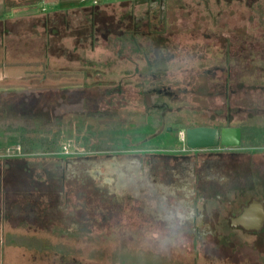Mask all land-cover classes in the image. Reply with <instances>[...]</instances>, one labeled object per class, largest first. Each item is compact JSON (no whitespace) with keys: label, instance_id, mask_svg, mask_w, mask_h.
<instances>
[{"label":"rangeland","instance_id":"1","mask_svg":"<svg viewBox=\"0 0 264 264\" xmlns=\"http://www.w3.org/2000/svg\"><path fill=\"white\" fill-rule=\"evenodd\" d=\"M83 1L85 5H92V0ZM94 1L96 2L95 7L91 11L99 13L98 21L101 25L98 27L95 25L93 31L98 30L103 36L116 27L114 24L110 26L103 24L104 21L112 23L111 17H108L106 12L111 10V16L121 18L128 8L126 4L133 2V0H119L118 8L115 6L112 8L113 4L110 2L115 0ZM199 1H166L169 6L166 11L169 20L166 30L162 32L164 36L156 37L153 29V36L147 38V47H143V54L150 65L157 67L149 71L156 72V74L142 73L130 76L129 71L126 74H120V71L129 69L126 65L121 69H109L111 65L104 68L103 62L107 56V49H105L102 50V55L100 54L103 58L100 65L97 61H92L90 64L84 61V64L80 66L82 78L80 82L77 79L72 86L82 85L84 89L75 92V96L72 91H60V96L54 102L52 101L51 107L47 108V114H45L46 111L39 109H34L28 114L30 117L44 118L52 114L59 117V122H56L52 130L60 129L63 134L62 145L58 151L61 155H43L37 151L33 155L24 156L18 150V144H13L14 137L12 136L14 135L6 134V138L0 136V264H53V259H59L58 254H61L62 259L71 256L79 262L84 259L86 262L95 260L96 264H264V241L260 237L256 240L258 233L249 232L248 234L251 239H254L252 241L256 246L254 247L256 249L250 252L247 243L243 246L241 236L236 237V234L229 229L227 221L224 220L205 219L212 229L215 228V233L213 236L211 234V237L207 234H200L196 239L193 229H185V226L168 229L165 223L152 221L147 214H112V216L111 214H97L93 217V214L84 208V214H89L92 218L84 217L82 220L78 219L75 214L74 217L69 218L62 212L63 201H60L58 206L52 203L58 193L61 194L63 173L68 183L71 182L68 180L74 181L78 178V175H72L71 170L75 168L74 165L73 168L69 167L67 170L62 164L63 161H58L59 156L65 154V150L73 154L90 155V152L99 148L97 143L102 146V149L115 150L132 148L138 143L139 149H148L149 153L152 152L158 157H169L172 152L188 149L183 138L185 128L202 124L220 127L227 123L231 126L243 127L242 144L233 149L218 146L193 150L205 154L203 155L205 159L196 163L197 171H207L206 176L201 177L199 185L209 194L218 195L219 190L222 193L226 192L227 200L235 199L239 190L245 187L252 189H246V198L248 196H256L259 199L264 197V92L249 91L245 94L243 93L245 91L240 88L237 94L231 93L229 99L232 114L230 119L225 118L229 108L225 105V93L219 89V83L223 82L224 76L213 69L209 75L204 73L203 70H206L208 66L206 56L213 55V52L210 53L211 48L206 46L207 54L201 55L205 49L202 50L203 38L200 37L201 34H220L221 37L222 34H234L235 31L244 34H264V29L258 27V24L264 20V5L260 7L263 10L260 15L259 6L253 9L247 6L250 0H247V4L236 1L228 3V0L227 2L222 0L218 7L212 4L213 1H208V8L214 15H217L218 24L221 27L227 26L226 31L221 33L222 28L221 31L208 29L207 25L212 23V18ZM259 2L260 0L257 1ZM107 4L109 5V8H106L108 11L104 12L102 9L105 8L100 6H108ZM96 5L99 6L96 7ZM178 5H183L182 9ZM177 6L179 10L176 9ZM217 10L220 11L217 12ZM86 12L84 10V14ZM155 15L156 8L151 4L146 14L147 20L142 18V22L141 19L132 20L125 17L123 21L126 23L132 21L131 27L139 22V25L144 27L141 31H150L147 25L159 26L161 24L158 17L151 20V17ZM74 18V30L62 33L61 40L74 36L85 38L83 33L88 27L79 24L82 12L77 13ZM96 20L95 17L94 22ZM62 30L63 28L60 32ZM213 30L215 31L212 32ZM190 34L195 35L197 42L200 41L198 46L193 45L194 41ZM212 40L218 42L217 38L212 37ZM50 42L53 43V40L51 39ZM87 42L88 40L85 39L82 50L84 56H87L86 51L89 52L91 46H94L95 51L99 50L98 46L87 44ZM19 45L8 43L6 38L0 49V67L1 69L3 67V71L8 70L7 72L0 70V135L2 132H12L18 129L17 124L13 125L5 121V112L2 107L6 109L8 115L11 111L10 106L14 104L13 107H16V101L21 95L11 90H16L17 86L21 87L23 82L18 80L20 85L16 86L10 82L15 81V78L29 77L27 73L17 75L10 70V67L26 71L25 67L28 63L38 60L25 58L38 56V54L21 51ZM26 45L31 46L32 44L26 43ZM65 49L67 52L71 51L68 46ZM64 55L69 58L71 54L64 53ZM84 56L82 60H85ZM69 60L77 61L78 59ZM66 66L67 72L75 70L70 62ZM41 74L35 75L36 79L32 82L37 83L36 81L42 77ZM246 74L247 72L242 71L237 76L231 75L230 78L238 77L239 79L243 76L246 78ZM47 77L50 81H40L37 83L38 86L53 87L58 83H64L63 79H65V76L61 77L59 73H52ZM18 81L16 80L15 83ZM25 82H29V79ZM230 82L232 83L230 86H234L238 81L236 78ZM245 83L264 86V79L261 76L255 77L245 80ZM109 88L110 95L107 94ZM117 88L121 93H118ZM244 90H246L245 87ZM64 95L68 100L73 97L71 99H74L73 104L64 101ZM240 99L246 100L250 109L240 108L242 105ZM41 100L48 99L41 98ZM49 102L46 104L50 106ZM106 104H114L117 107L110 109L108 115L97 114L96 110L102 112ZM247 104L244 103L243 106ZM54 106L57 107L53 108ZM69 106L77 111L68 110ZM23 108L30 109L29 106ZM103 117H105L103 123L97 124V121H101ZM16 121H18L17 118ZM162 128L166 131L161 130ZM65 146L66 149H64ZM219 150H222L221 155L215 154ZM163 160L165 159H160L159 162ZM164 162L170 163L167 160ZM185 165V163H180L179 166L171 163L166 172L169 173L172 167L177 170L180 177H183L186 175L184 168L186 169L187 165ZM65 170L70 171L68 175ZM78 174L84 175V178L90 177L86 167L83 168L81 174L80 171ZM161 175H164L163 172ZM211 181L214 184H211ZM68 183H66V189L69 187ZM89 184L90 182L84 188L87 196L93 193ZM203 194L204 192H201L200 197L204 196ZM74 197L73 193H69L71 201L75 199ZM44 199H47L48 203H41ZM50 211L52 214H49ZM78 222L83 223V231L80 230L78 238L69 237L71 232L80 226ZM58 226L65 228V231H61L62 236L58 235L60 234ZM220 228L222 230H219ZM234 229L242 232L240 228ZM262 231L259 236L264 238V230ZM92 234L95 237H90ZM98 242L100 245H97ZM92 247L96 248L91 252L93 260L88 259L86 253Z\"/></svg>","mask_w":264,"mask_h":264},{"label":"flooded vegetation","instance_id":"2","mask_svg":"<svg viewBox=\"0 0 264 264\" xmlns=\"http://www.w3.org/2000/svg\"><path fill=\"white\" fill-rule=\"evenodd\" d=\"M153 1H155L153 4L156 8V15L154 18L158 17L161 24L159 26L147 25L150 31H141V28L144 29V27L139 25V22H136L135 25L133 24V29H138L136 32H140L141 36L148 35L150 32L152 33L154 29L156 37L162 38L164 36L162 32L166 30L169 20L166 14L169 6L166 2L167 0ZM208 1H213L212 4L218 7L222 0H200L199 3L202 4L203 9L212 18V23H208L207 25L208 29L210 31L212 29L221 31L222 28L221 33H223L226 31L227 26L221 27L218 24V20H216L217 15H214L208 8ZM224 1L227 2L226 0ZM228 1V3L236 1L238 3L247 4V0ZM256 1L257 0H250L247 6L252 8L251 6H253ZM178 6L182 9L181 7L183 5ZM178 6L176 8L177 10H179ZM176 9L174 11H176ZM219 11L220 10H217V12ZM145 18L147 20L146 16ZM141 20L143 22L142 18ZM173 24L176 25L174 22ZM258 27L264 29V20L262 23L258 24ZM233 33L234 34H222L221 37L220 34L200 35V37L203 38L202 50L205 49L201 52V55L204 53L207 54L206 46L211 48L210 53L213 52V55L206 56V60L208 59V66L206 70L204 69L203 71L206 75H209L211 74L210 71L213 69L224 76L223 82L219 83V89L223 90L224 93L227 90H238V82H236L234 86H230L232 84L230 81L234 80V78H230L231 75L240 74L244 70H254L264 74V34H244L242 32L238 33V31ZM190 37L194 41L193 45L198 46L200 41L197 42L195 40V35L190 34ZM212 37L217 38L218 42L215 40L213 41ZM206 39L208 41H206ZM192 60H195V58H192ZM224 99L225 105H227L226 107H231L230 99L226 97V94ZM230 112V110L227 111L226 115H229ZM225 118H227V116ZM225 126L231 125L227 123ZM240 127L242 130L243 127ZM242 136L241 140L244 139V135ZM221 153L222 150L215 152V154L219 155H221ZM203 155L205 154L187 149L179 152H172V156L169 155V157H158L152 152L149 153L148 149L127 148L125 150H97L92 153L90 152V155L81 154L74 158H64L62 162L64 168L68 170L69 167L74 165L75 168L71 170L73 172L72 175H78V178L74 179V181L72 179L68 180L71 181L68 183L65 173H63L61 185V192L64 194L62 212L67 214L69 218L74 217L75 214L78 219L82 220L84 219L83 215H85L84 208H86L88 212H91L93 217L97 214H111L110 216H112V214H147L150 220L163 222L168 229H178L183 226L188 230L193 229L196 239L199 238L200 234L205 235L206 232H212V228L208 226L205 219L209 218L215 220V218L212 217H217L218 220L216 221H227L231 230L240 228L242 232L236 231L235 229L233 230L234 234H236V237L240 235L242 245L247 243L250 249H246L250 252L253 251L256 249L254 248L256 246L253 243L254 239H251L248 235L249 232H257L258 237L256 240L260 237L261 240L264 241L263 236H259L261 231L264 230V197L262 199L256 196H248L246 198L247 190L250 188L245 187L239 190L240 192H238L236 198L233 200H225L223 198L224 202L220 204H208L206 202L202 205L199 184L201 177L203 175L206 176L205 174L207 171H197L196 163L205 159ZM160 159H165L170 163L164 162L165 160L159 162ZM171 163L178 166L180 163H185L187 165H185L186 169L184 168L186 175L180 177L177 170L172 167H170L169 173L166 172L168 170V165ZM85 167L87 174L90 176L89 178H87V176L84 178V175L78 174L79 171L81 174ZM67 170H65V172L68 175L70 171ZM162 172L164 174L163 176L161 175ZM88 182H90L89 185L93 193L91 192L87 196L84 188ZM66 183H68L69 186L67 189L64 188L67 186ZM78 191L79 193H76ZM220 192L221 194L224 193L227 197L225 192L222 193V191L219 190L218 194H220ZM69 193L75 195L74 200L71 201ZM247 214H263L260 225L254 227L256 223L254 225H248L240 220L242 216ZM217 225H219V223H217ZM80 230L83 231V228L79 226L77 230L71 232L72 234H70L69 237L78 238L79 236L77 233Z\"/></svg>","mask_w":264,"mask_h":264},{"label":"crops","instance_id":"3","mask_svg":"<svg viewBox=\"0 0 264 264\" xmlns=\"http://www.w3.org/2000/svg\"><path fill=\"white\" fill-rule=\"evenodd\" d=\"M118 1L119 0L110 2V4H113L112 8H114V6L115 8H118L119 6ZM152 1L153 0H149V2H145L144 0H133L132 3L129 2L128 4H126L128 7L126 9V13L123 14L121 18L116 16H111L110 15V13L112 12L111 10L109 12H106L108 11L106 8H109L108 5L109 2H108L107 4L108 6H100V7L105 8L102 10L106 12L108 14V17L112 18L113 23L117 25L113 34H110L109 31L103 36L102 33L98 32L97 30L96 32L93 31L91 35L90 33L86 34L85 38H82L81 36L78 37L74 36V37H66L65 39L61 40L60 36L62 33L74 30L73 28V23L75 19L74 17H76L77 13L82 12V18L79 24L89 26L88 23L89 17L86 18V13L89 14V10L91 11V9L95 7L96 2L94 3V0H92V5H85L83 0H0V49H2L3 43L4 41H6L7 38L8 43L20 44L19 47L21 51H29V53L38 54V56L25 57L28 60L38 59L37 61L28 63V66L25 67L27 68L26 71L21 69L18 70L17 67L15 69L13 67H10V70H13L15 73H17V75L20 74L22 75L25 73L29 75V77L27 76L26 79L15 78V81L20 80L21 82H23V84L21 85V87L17 86L16 90L12 89L11 92L14 91L18 93L24 90L26 91L39 90L45 92L50 90L52 91L82 90L84 89L82 85L72 86V84L77 79L80 82V78H82L81 75L82 69L80 68V66L84 64V61L85 62L87 61V64L88 63L90 64L92 61L94 62L97 61L98 64L101 63V61H103V58L100 57V54L102 55L103 52L102 50L105 49H107L106 52L107 56H105V61L103 62L104 68H106L108 65H111L108 67L109 69H118V68L121 69V67H125L126 65L127 68L133 70L132 71H130L129 69H127L126 71L122 70L120 71V74H126L128 71H129L128 74H130V76L131 74L141 75L142 73L156 74V72L149 70L157 69V67L151 66L149 61L146 59V57L143 54V47H147L146 45L148 44L147 38L152 37L153 33H150L151 35L148 34L145 36H141V34L139 35V32L136 33V30L133 29L134 28L133 25L131 27L132 21H130L129 23L123 21L125 17L126 18L128 17L132 20L137 19L136 17L145 18L148 9L150 8L151 4L154 3ZM257 1L251 7L253 9L254 7L259 6L258 11L262 15L263 10L260 7L261 5H264V0H260L259 3H257ZM99 5H96V7H98ZM84 10L88 12L84 14ZM97 15L98 16H96L97 20L95 21V24L98 27L101 25V23L100 21H98L100 16L98 12ZM154 19H155L154 17H151V20ZM103 24L108 25V22L104 21ZM61 28H63V30L60 32ZM116 31L119 34L117 33L115 34ZM51 39L53 40V43L50 42ZM85 39L88 40L87 44L88 43L91 45L95 44L96 46H98L99 50L95 51L93 48L94 46H91L90 48L91 50L89 52L86 51L87 56H84L85 54L82 53V50ZM26 43L28 44L31 43L32 45L28 46L26 45ZM134 43H138V48L136 47L134 48ZM35 44H37L38 46L36 47ZM67 46L71 49V51L69 52L66 51L65 48H67ZM64 53H67L69 55L71 54L72 56L70 55L69 58H67V56L64 55ZM82 56H84L85 60L84 59L82 60ZM75 58H77L78 60L77 61L69 60ZM143 58H145V60H143ZM69 62L70 64L74 65L73 69L75 70L67 72L66 65ZM143 68L145 69L143 70ZM0 70L1 72L8 71V70L3 71V67L2 69L0 67ZM141 70H143V72H141ZM52 73H59L61 77L65 76V79H63L64 83H58V85L53 87H43L42 85L38 86L37 83H39L40 81L43 82L50 81L47 75H50ZM37 74L42 75L41 79H39V81H36L37 83L32 82L33 79H36L34 78V76ZM27 79H29V82L24 83V81ZM67 80L69 82H67ZM15 81H11L10 83L14 84L15 86L20 85L19 81L16 83ZM42 98L46 99L44 96H42ZM64 101L68 102V98L66 95H64ZM66 104L67 103H65V105ZM68 110L77 111L76 109L71 108V106H69ZM58 161H63V159L60 158ZM211 184H214V182L211 181ZM64 188L66 189V187ZM199 191L200 193L204 192L203 194L204 196L201 197L202 205H204L206 202L208 204L209 203L220 204L224 202L223 198L226 200V196L224 195V193L221 195L220 194L213 195V193L209 194L205 192V189L202 186H199ZM61 194L64 196L63 192H61ZM61 194L58 193L57 198L55 197L56 199L53 200L52 203L54 204V206L55 205L58 206L59 202L64 200V197ZM44 202L48 203L47 199L41 201V203ZM49 214H52L51 211ZM212 218L218 220L217 217H212ZM57 229L61 230L62 232L65 231V228H62L61 226H58ZM230 230H228V232ZM233 230L232 233L234 234ZM213 233H215V228L212 229L211 233L206 232L208 237H211V234L213 236Z\"/></svg>","mask_w":264,"mask_h":264},{"label":"trees","instance_id":"4","mask_svg":"<svg viewBox=\"0 0 264 264\" xmlns=\"http://www.w3.org/2000/svg\"><path fill=\"white\" fill-rule=\"evenodd\" d=\"M144 1L145 2H149V0H147V1L144 0ZM96 16H98V15H97V12H95L94 10H92V11L89 10V14L86 13V18L89 17V20H88L89 26H87L88 28H85L83 36L86 35V34H89V33L91 35L93 33V29H94V27L96 25L95 22H94V19H95ZM93 17H94V19H93ZM138 19L140 20L141 18H137V20ZM111 22L112 23L108 22L109 26L111 24H114L113 20H111ZM114 31H115V29L113 31H110V34H113ZM136 31H138V29ZM116 33H117V31L115 32V34ZM117 34H119V33H117ZM139 34H140V32H139ZM135 47L138 48V43H134V48ZM243 72H247L246 78H244V76L239 78V79H238V77H234V79L237 78V80H238V85H237L238 90H227V91H225V94H226L227 98H229V95L231 93L232 94H237L238 93L237 91H239L240 88L243 91H245V92H243L245 94H248L249 91L264 92V86H262V85L258 86V84H254V83H250V84L245 83V80H248V79L251 80L252 78H255V77L258 78V77L261 76L264 79V74H261V72H257V71H254V70H251V71L244 70ZM257 74H259V76H257ZM234 76H237V75H234ZM244 87L246 88V90H244ZM107 90H109V91H107V92H109L107 94L110 95L111 94L110 88L107 89ZM116 90L118 91V93L119 92L121 93V91H119L118 89H116ZM72 92H73V95L75 96L76 95L75 92H77V91H72ZM18 93L21 95V97L18 100L19 102L16 101L17 105H15L16 106L15 108L13 107L14 104L10 106V110L11 111L9 112V115L7 114L8 112L6 111V109L2 107L3 112H5L4 113L5 114L4 117H6L5 121L10 122L13 125L17 124L16 128H18V129L17 130H12V132L11 131L2 132L0 136H3L4 138H6L5 137L6 134L7 135H11V136L14 135V136H12V137H14L13 144L17 143L20 146V152L24 156L33 155V153L37 152V151L42 153L43 155H47V154L48 155H54V154L55 155L56 154L57 155H61L58 151H59V149H60V147L62 145L63 134L61 133L60 129L56 130V131L52 130L55 127L56 122L59 120V117L56 114H54V115L52 114V116H50V117L48 116L49 118L47 116H44V118L28 116V114L31 113L34 109H37V110L39 109L41 111H46L45 114H47V112H48L47 108L51 107V105H53L54 100L58 96H60V91L59 90H57V91L50 90V91H46L45 92V91H39V90H30V91L24 90V91L18 92ZM42 96H44L48 100L42 101L41 100ZM72 98L73 97L69 98L70 100H68V103L70 102L71 104H73L72 102H74V99L71 100ZM49 101H51V102H49ZM46 102H49L50 106L47 105ZM240 102L242 104L240 106V108L243 107L242 109H250V106H249V104H247L246 100H241L240 99ZM244 103H246L247 105L243 106ZM41 104H43V105H41ZM59 104H61V102ZM24 106H29L30 109L23 108ZM57 106L59 107V105H57ZM57 106H54L53 108H56ZM20 107H21V109H20ZM114 107H117V106L114 105V104L113 105H107L106 104V107L103 109L102 112H98V110H96L97 111L96 113L100 114V115H104V114L108 115V114H110V109H113ZM228 108H229L228 111L229 110L231 111V107H228ZM253 109H256V108L253 107ZM231 114H232V112H230V114L227 115L228 119L231 118ZM100 117H102V116H100ZM100 117H97V118H100ZM16 118H17L18 121H16ZM104 119H105V117H103V119H101V121H97V124L100 125V123ZM191 126H195V125H191ZM161 130L166 131L165 128H162ZM6 132H8V133H6ZM40 133H43V134H40ZM46 133H48V134L46 135ZM98 138H99V136L96 138V140H98ZM93 141H95V140H93ZM96 145L99 146V148L94 149L95 151L104 150V149H111V148H103L102 149V146L99 145L98 143ZM135 145H137V146H133L132 148H136V147L139 148L138 147L139 146L138 143L135 144ZM130 146H132V144ZM93 147H95V145ZM155 153H157V152H155ZM158 154L162 155L160 153H158ZM62 155L63 156H59V159L60 158H62V159H64V158H74V157L80 156L81 154L69 153V154H62ZM171 156H172V154H171ZM84 217L92 218V216L89 215V214L88 215H83V218ZM79 225H80L81 228L83 227V224L81 222H79ZM220 230H222V229H220ZM59 231H60V234H58V235L59 236L63 235L61 230H59ZM79 232L80 231H78V233ZM108 234H110V233H108ZM115 235H116V237H118L117 234H115ZM90 237H95V235L92 234ZM98 240H99V238H98ZM97 245H100L99 242L97 243ZM95 249L96 248L92 247L89 251L86 252L88 254V259L93 260L92 257H91V252L93 250H95ZM57 258H59V259L58 260H55V259L52 260L53 264H68V263H71V264H96L95 260H93L94 262L93 261L86 262V261H84L85 259L84 260L82 259L83 261L79 262L77 259L72 258L71 256H70V258L67 256L66 258L62 259L61 254H58Z\"/></svg>","mask_w":264,"mask_h":264},{"label":"water","instance_id":"5","mask_svg":"<svg viewBox=\"0 0 264 264\" xmlns=\"http://www.w3.org/2000/svg\"><path fill=\"white\" fill-rule=\"evenodd\" d=\"M242 130L240 126H222L220 128L198 125L185 128L184 142L190 150L222 147L238 148L241 145ZM263 214L257 217L261 221Z\"/></svg>","mask_w":264,"mask_h":264},{"label":"bare ground","instance_id":"6","mask_svg":"<svg viewBox=\"0 0 264 264\" xmlns=\"http://www.w3.org/2000/svg\"><path fill=\"white\" fill-rule=\"evenodd\" d=\"M260 214H247L245 216H242L240 218V220H242L245 224H248V225H254V227L260 225L261 221H257V217L259 216Z\"/></svg>","mask_w":264,"mask_h":264},{"label":"built area","instance_id":"7","mask_svg":"<svg viewBox=\"0 0 264 264\" xmlns=\"http://www.w3.org/2000/svg\"><path fill=\"white\" fill-rule=\"evenodd\" d=\"M94 3H95V1H94ZM184 138V137H183ZM18 146V150L20 151V146L19 145H17ZM64 149H66V146L64 147ZM65 154H69L70 152H67V150H65V152H64Z\"/></svg>","mask_w":264,"mask_h":264}]
</instances>
